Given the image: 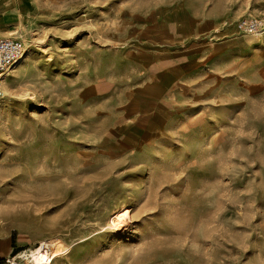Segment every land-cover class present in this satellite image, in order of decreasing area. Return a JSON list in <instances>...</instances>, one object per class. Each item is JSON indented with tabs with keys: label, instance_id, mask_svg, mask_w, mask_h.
<instances>
[{
	"label": "rangeland",
	"instance_id": "rangeland-1",
	"mask_svg": "<svg viewBox=\"0 0 264 264\" xmlns=\"http://www.w3.org/2000/svg\"><path fill=\"white\" fill-rule=\"evenodd\" d=\"M12 7L0 264H264V0Z\"/></svg>",
	"mask_w": 264,
	"mask_h": 264
},
{
	"label": "built area",
	"instance_id": "built-area-1",
	"mask_svg": "<svg viewBox=\"0 0 264 264\" xmlns=\"http://www.w3.org/2000/svg\"><path fill=\"white\" fill-rule=\"evenodd\" d=\"M264 25L261 19L243 20L240 27L249 32H256ZM26 53L25 43L15 37H0V103L4 97L2 89L9 71H12Z\"/></svg>",
	"mask_w": 264,
	"mask_h": 264
},
{
	"label": "bare ground",
	"instance_id": "bare-ground-1",
	"mask_svg": "<svg viewBox=\"0 0 264 264\" xmlns=\"http://www.w3.org/2000/svg\"><path fill=\"white\" fill-rule=\"evenodd\" d=\"M25 55L23 56V58L20 60L19 63L22 62ZM128 213H129V210L127 208H123L122 210L115 212L113 216L109 219L108 227L116 228V229L122 227V225L127 223L128 215H129ZM53 249L54 250L56 249L55 245H54V248H50V247L46 248V246L36 247L30 251V256H28V258H30V262L32 264H51L52 261L54 260V256H53L54 252L52 251Z\"/></svg>",
	"mask_w": 264,
	"mask_h": 264
},
{
	"label": "crops",
	"instance_id": "crops-1",
	"mask_svg": "<svg viewBox=\"0 0 264 264\" xmlns=\"http://www.w3.org/2000/svg\"><path fill=\"white\" fill-rule=\"evenodd\" d=\"M12 2L13 0H0V37H4L7 35V28H8V24L10 21V14H11V8L12 7ZM27 59V54L26 57L22 60L21 63H19L15 68H17L19 65H21L22 63H24ZM15 70H13L12 72L8 73L7 78L8 80L12 79L13 72Z\"/></svg>",
	"mask_w": 264,
	"mask_h": 264
}]
</instances>
